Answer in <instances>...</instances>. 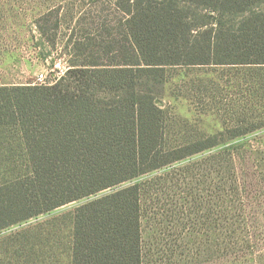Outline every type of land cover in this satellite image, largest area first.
Returning a JSON list of instances; mask_svg holds the SVG:
<instances>
[{"label": "trees", "instance_id": "1", "mask_svg": "<svg viewBox=\"0 0 264 264\" xmlns=\"http://www.w3.org/2000/svg\"><path fill=\"white\" fill-rule=\"evenodd\" d=\"M114 4L124 14L122 38H112L121 56L101 61L97 54H109L111 46L86 34L68 46L87 43L88 53L75 52L85 58L72 52L68 72L56 82H0V230L111 190L76 210L70 264H145L143 185L118 186L221 144L216 135L173 133L157 98L166 68L264 67V0ZM220 154L236 159L232 150ZM224 163L228 197L229 188L244 185L242 168ZM233 208L226 206L225 249L238 246L241 236L229 216Z\"/></svg>", "mask_w": 264, "mask_h": 264}, {"label": "rangeland", "instance_id": "2", "mask_svg": "<svg viewBox=\"0 0 264 264\" xmlns=\"http://www.w3.org/2000/svg\"><path fill=\"white\" fill-rule=\"evenodd\" d=\"M115 1L0 0V82L34 84L40 73L61 79L72 52L88 53L86 42L68 47L86 34L111 46L109 54H97L101 61L121 56L112 47V38L123 35L124 14ZM164 81L157 98L173 120V133L216 135L221 144L118 186L143 185L145 264H264V67L172 66ZM225 150L236 159L220 154ZM224 162L242 168L237 172L244 185L240 191L233 185L228 197L220 175ZM110 191L0 230L1 262L70 264L76 210ZM232 203L238 208L229 209V216L241 236L238 246L225 249L226 206Z\"/></svg>", "mask_w": 264, "mask_h": 264}, {"label": "built area", "instance_id": "3", "mask_svg": "<svg viewBox=\"0 0 264 264\" xmlns=\"http://www.w3.org/2000/svg\"><path fill=\"white\" fill-rule=\"evenodd\" d=\"M56 82V79L54 78V76L50 75L48 76L45 73H40L37 76V81L34 84H52Z\"/></svg>", "mask_w": 264, "mask_h": 264}]
</instances>
